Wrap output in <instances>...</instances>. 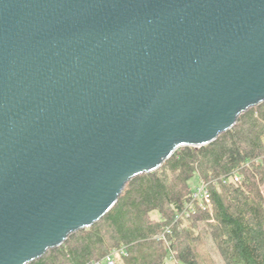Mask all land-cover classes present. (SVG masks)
I'll list each match as a JSON object with an SVG mask.
<instances>
[{
  "label": "water",
  "instance_id": "water-1",
  "mask_svg": "<svg viewBox=\"0 0 264 264\" xmlns=\"http://www.w3.org/2000/svg\"><path fill=\"white\" fill-rule=\"evenodd\" d=\"M262 100L264 0H0V264Z\"/></svg>",
  "mask_w": 264,
  "mask_h": 264
},
{
  "label": "trees",
  "instance_id": "trees-1",
  "mask_svg": "<svg viewBox=\"0 0 264 264\" xmlns=\"http://www.w3.org/2000/svg\"><path fill=\"white\" fill-rule=\"evenodd\" d=\"M195 175L208 185L210 207L177 218L192 198ZM263 186L262 100L241 110L214 141L179 146L157 169L136 174L98 221L72 230L26 264H105L114 250L126 264H200L203 234L212 237L225 264H264Z\"/></svg>",
  "mask_w": 264,
  "mask_h": 264
},
{
  "label": "rangeland",
  "instance_id": "rangeland-1",
  "mask_svg": "<svg viewBox=\"0 0 264 264\" xmlns=\"http://www.w3.org/2000/svg\"><path fill=\"white\" fill-rule=\"evenodd\" d=\"M198 181V175H195L190 180L192 188H195L199 184ZM152 215L156 218L160 217L158 211H153ZM197 232L198 230L196 229L195 233ZM197 241L199 243L198 248L200 249V264H225L214 241L212 240V237L209 234H203L202 236L199 235V240ZM112 253L115 255V264H126L119 255V253L121 254V251L119 252L114 250ZM166 264H174V261L172 259H168Z\"/></svg>",
  "mask_w": 264,
  "mask_h": 264
},
{
  "label": "built area",
  "instance_id": "built-area-1",
  "mask_svg": "<svg viewBox=\"0 0 264 264\" xmlns=\"http://www.w3.org/2000/svg\"><path fill=\"white\" fill-rule=\"evenodd\" d=\"M235 180H240L239 176H235ZM211 204V195L209 192V188L206 182L200 181L199 184L193 188L192 198L189 200L180 214L177 216L180 217L182 215L189 216L190 214H196L198 209H207L210 207ZM166 231H169L167 228ZM163 236V234H162ZM115 255L113 253L108 254L104 258L105 264H115Z\"/></svg>",
  "mask_w": 264,
  "mask_h": 264
}]
</instances>
